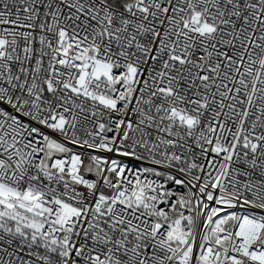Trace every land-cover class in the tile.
Listing matches in <instances>:
<instances>
[{
  "label": "snow or ice",
  "instance_id": "snow-or-ice-1",
  "mask_svg": "<svg viewBox=\"0 0 264 264\" xmlns=\"http://www.w3.org/2000/svg\"><path fill=\"white\" fill-rule=\"evenodd\" d=\"M0 264H264V0H0Z\"/></svg>",
  "mask_w": 264,
  "mask_h": 264
}]
</instances>
